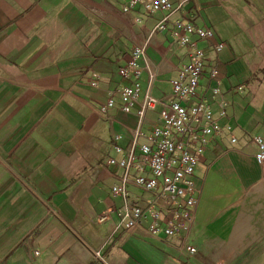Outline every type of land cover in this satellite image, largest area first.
Instances as JSON below:
<instances>
[{
  "label": "crops",
  "instance_id": "0c3cea01",
  "mask_svg": "<svg viewBox=\"0 0 264 264\" xmlns=\"http://www.w3.org/2000/svg\"><path fill=\"white\" fill-rule=\"evenodd\" d=\"M126 1L0 0V264H264V164L251 140L264 137V0H170L176 9L163 30L155 25L166 13L123 12ZM178 18L213 31L198 40L205 66L193 100L209 98L218 118L210 97L218 85L226 116L195 168L189 230L156 238L125 230L116 214L99 219L122 202L111 186L123 169L106 160L123 156L114 145L126 148L138 122L118 96L108 117L100 106L128 83L118 70L139 42L142 90L154 71L152 95L170 96L188 61L172 41ZM157 122L148 110L141 128ZM126 188L132 204L152 197L132 179Z\"/></svg>",
  "mask_w": 264,
  "mask_h": 264
},
{
  "label": "built area",
  "instance_id": "2783aa9c",
  "mask_svg": "<svg viewBox=\"0 0 264 264\" xmlns=\"http://www.w3.org/2000/svg\"><path fill=\"white\" fill-rule=\"evenodd\" d=\"M135 6L148 13L160 10L166 13L155 25L156 30L165 28L170 12L176 9L170 0H127L122 5V11ZM172 25V41L185 49L188 61L181 65L177 77L171 81L170 96L152 95L151 85L156 78L154 71H149L148 84L142 90L141 59L146 43L139 42L134 44L128 62L118 70L128 83H119L100 106V113L108 117L107 112L115 106L118 96L121 110L129 113L135 108L138 122L135 128L128 130L130 143L126 148L114 145V149L123 156L119 160H106V163L123 169L111 186L112 195L122 202L106 209L99 219L105 220L116 214L125 230L140 229L156 238L180 237L194 221L198 200V189L193 178L195 168L209 138L223 133L218 118L226 116L227 104L218 85L210 87L211 99L217 100L218 118L209 98L193 100L198 96L199 81L205 66L204 51L198 40L213 39V31L182 18L174 20ZM223 46V42L214 43L217 51ZM209 78L218 81L216 67L210 69ZM155 109L158 111V122L146 133L141 128L145 113ZM139 138L145 141L141 143ZM114 139L118 141L120 136L116 134ZM251 140L257 146L254 154L256 162L264 164V137L254 134ZM230 141L235 142L236 138L231 137ZM130 179L138 187L152 193L144 205L129 202L126 184ZM185 249L194 253L196 248L186 245Z\"/></svg>",
  "mask_w": 264,
  "mask_h": 264
}]
</instances>
